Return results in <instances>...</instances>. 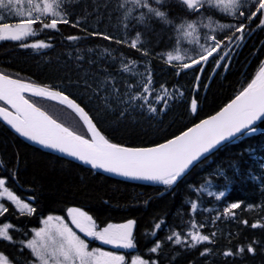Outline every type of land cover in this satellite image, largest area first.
<instances>
[{"label": "snow or ice", "instance_id": "snow-or-ice-1", "mask_svg": "<svg viewBox=\"0 0 264 264\" xmlns=\"http://www.w3.org/2000/svg\"><path fill=\"white\" fill-rule=\"evenodd\" d=\"M257 33L264 35V0H0V42L48 54L60 37L70 49L65 65L76 73L50 83L0 69V127L26 148L59 154L93 175L161 186L160 197L175 198L186 186L174 214L160 212L147 222L152 239L141 248L135 218L98 222L82 206L45 215L36 195L16 192L22 187L19 151L11 159L0 156V264H245L264 255V162L255 161V174L241 176L237 161L189 181L229 144L261 131L264 59L257 58L227 103L200 115L201 92L230 70ZM257 51L264 53V40L252 55ZM157 64L174 83L157 81ZM177 106L195 119L150 144L114 142L101 126L162 122ZM234 177L256 182L262 199L229 196ZM255 209L251 221L239 215ZM224 224L258 232L225 231Z\"/></svg>", "mask_w": 264, "mask_h": 264}, {"label": "trees", "instance_id": "trees-1", "mask_svg": "<svg viewBox=\"0 0 264 264\" xmlns=\"http://www.w3.org/2000/svg\"><path fill=\"white\" fill-rule=\"evenodd\" d=\"M72 31V30H67ZM61 38L56 37L53 43L56 45L48 54L44 52L36 53L30 50H22L11 43L0 42V69H7L15 72L19 71L22 76H31L34 80H43L50 83H59L66 75L75 76V70L69 69L65 65L64 53L70 51L67 44L60 43ZM264 40V35L257 33L253 38L247 40V46L240 50L238 57L234 58L230 70L216 78L207 89L201 92V116L214 114V111L227 103L239 89L240 83L248 71L252 70L257 58L264 59V53L257 51L253 56L252 52L260 48V41ZM102 43V42H101ZM157 81H162L166 85H171L176 78L171 75L168 69L157 64L155 69ZM189 78L181 80L180 86L186 85ZM68 81L64 80L67 87ZM50 104V103H47ZM195 118L191 114H185L182 107L177 106L175 110L164 117L162 122L158 120L135 121L131 127L121 126L119 128L113 122L102 123V127L109 133L114 142L134 144H150L151 141L166 135L170 138L172 133L178 132L185 126H190ZM261 131L253 137L245 138L229 144L200 168L196 169L189 181H201L210 172L217 168L228 169L229 165L237 162L241 176L249 170L252 174L258 171L259 160L264 162V124L259 126ZM6 127H0V156L4 159H11L14 152L19 151L21 159L22 187H17L16 192L22 198L28 195H36V204L40 211L47 214H62L60 211L65 206H82L89 211L90 215L100 221H110L114 223L123 222L126 218H135L141 225L140 243L141 248L147 240L152 239L145 235L147 222L157 213L171 212L180 206L186 191V186L178 190L175 198L157 194L159 186H143L112 179L101 174L93 175L84 167H76L75 163H68L65 159H57V156L45 154L44 152H34L31 148H26L19 138H15ZM247 149L248 152L242 157L238 154ZM255 158V159H253ZM231 175V170H229ZM236 183L230 186L229 196H239L244 198L246 203L256 202L262 199L254 181L240 182L234 177ZM36 185L38 191L29 192L28 189ZM150 199L148 206L143 204L145 199ZM108 200V205L104 204ZM209 206H211L209 204ZM259 209L252 211H241L239 215L250 221L257 217ZM171 221V217H170ZM18 223V222H17ZM36 220L31 221L32 226H36ZM225 231L238 228L248 234L258 232V230L246 229L238 224L222 225ZM168 256V253H164ZM183 259V258H181ZM245 264H264V255L258 254L254 258H248Z\"/></svg>", "mask_w": 264, "mask_h": 264}, {"label": "water", "instance_id": "water-1", "mask_svg": "<svg viewBox=\"0 0 264 264\" xmlns=\"http://www.w3.org/2000/svg\"><path fill=\"white\" fill-rule=\"evenodd\" d=\"M6 127V126H5ZM9 131H11L9 129ZM14 134V133H13ZM15 135V134H14ZM20 140H22V138H19ZM24 143H27V142H24ZM34 147V146H33ZM51 155H54V156H59V154H55V153H51ZM62 159H65L67 160L66 158H62ZM75 164H77L78 162H73ZM98 174H101L103 176H106V177H109V178H112V179H116V180H119V181H123V182H127V183H133V184H137V185H143V186H153V185H149V184H145V183H142V182H139V181H125L123 180L122 178L120 177H115V176H111L109 174H106V173H98Z\"/></svg>", "mask_w": 264, "mask_h": 264}, {"label": "rangeland", "instance_id": "rangeland-1", "mask_svg": "<svg viewBox=\"0 0 264 264\" xmlns=\"http://www.w3.org/2000/svg\"><path fill=\"white\" fill-rule=\"evenodd\" d=\"M46 105H49V106H51V105H53V104H47V102L45 101L44 102ZM58 107V106H57ZM50 110H51V107H50ZM69 122H71V121H69Z\"/></svg>", "mask_w": 264, "mask_h": 264}]
</instances>
